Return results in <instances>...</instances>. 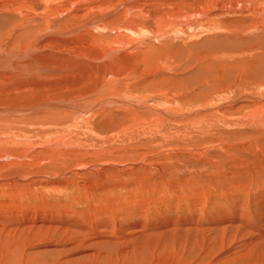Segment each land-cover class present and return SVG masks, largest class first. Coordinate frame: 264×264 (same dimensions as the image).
Returning a JSON list of instances; mask_svg holds the SVG:
<instances>
[{"label":"rangeland","instance_id":"obj_1","mask_svg":"<svg viewBox=\"0 0 264 264\" xmlns=\"http://www.w3.org/2000/svg\"><path fill=\"white\" fill-rule=\"evenodd\" d=\"M139 18L112 61L79 38ZM263 21L264 0H0V228L23 229L1 239L16 262L264 264V129L241 122L264 80L233 93L203 77L254 65L264 49L238 40ZM22 34L34 52L18 60ZM58 101L70 110L14 112Z\"/></svg>","mask_w":264,"mask_h":264},{"label":"bare ground","instance_id":"obj_2","mask_svg":"<svg viewBox=\"0 0 264 264\" xmlns=\"http://www.w3.org/2000/svg\"><path fill=\"white\" fill-rule=\"evenodd\" d=\"M254 1V0H253ZM258 3V2H257ZM140 6V5H139ZM257 6V5H256ZM259 6V5H258ZM128 8V7H127ZM244 9V8H243ZM128 10V9H127ZM262 10V9H261ZM167 11V10H166ZM165 11V12H166ZM170 11V10H169ZM246 11V10H244ZM75 12V11H74ZM76 16L78 18H81L83 15L82 13H79V11H76ZM164 12V13H165ZM247 12V11H246ZM261 12V11H260ZM214 13V12H213ZM244 13V12H243ZM142 14H146L150 19L154 20L155 17H156V12H152V13H148V12H145V13H142ZM160 14V13H159ZM211 14V13H210ZM217 14V13H216ZM215 14V15H216ZM241 14V13H240ZM252 14V13H251ZM260 14V13H258ZM133 15V14H132ZM168 15V13H167ZM263 15V14H262ZM73 16V15H72ZM75 16V15H74ZM73 16V17H74ZM131 16V15H129ZM183 16V15H182ZM192 16V15H191ZM236 16V15H235ZM251 16V15H250ZM40 19H46V15H44V12L39 16ZM174 17V16H173ZM257 17V16H256ZM68 18V17H67ZM101 18V17H100ZM141 18V17H140ZM137 19V20H132V19H129L127 21V23H122V25H113V24H106L104 21H106L105 19H101V20H93L91 22H88V24L86 23V26L84 25V28H82V31H80L79 33V38H82L85 43L89 40H93V39H97V45H98V49L103 53V57L105 58V60L107 61H112L111 59L114 57V56H118L120 54V52L122 51V48H126L125 50L127 51V49H130L132 47L133 49V46L131 45L132 42L136 43L135 38L134 36H142L141 33L143 31V27H142V24H143V21L145 20H141V19ZM164 18V17H163ZM209 18L211 21L213 16L212 15H209ZM73 19V18H72ZM145 19V18H144ZM218 19V18H217ZM48 20V19H47ZM159 20H162L161 18ZM166 20V19H165ZM241 20H244L243 18H241ZM201 21V20H200ZM230 21V20H229ZM256 21V20H255ZM66 22V20H65ZM158 22V20L156 21ZM174 22V21H173ZM182 22V21H181ZM233 22V21H232ZM235 22V21H234ZM245 22V21H244ZM247 22V21H246ZM254 22V21H253ZM252 22V24H253ZM264 22V21H263ZM209 23V22H207ZM250 23V21H249ZM257 23V22H256ZM49 24V23H48ZM162 24V23H161ZM192 24V23H191ZM264 24V23H262ZM35 25V24H34ZM37 25V24H36ZM50 25V24H49ZM164 25V24H162ZM213 25H215V23H213ZM217 25V24H216ZM215 25V27H217ZM259 25V24H257ZM161 26V25H160ZM212 26V25H210ZM254 26V24H253ZM260 26V25H259ZM189 27V26H188ZM213 27V26H212ZM261 27V26H260ZM256 28L255 27V30L254 31H258L260 34V38H257V39H253L252 37L251 38H243V40H238L240 42H244L243 44H247V42L249 44L251 43H254L256 42L257 40V43H258V46L259 48H262V50L264 49V25H262V27L260 28ZM30 28V27H29ZM32 28V27H31ZM34 28V27H33ZM218 28V27H217ZM224 28V27H223ZM49 29H53V34H60L61 35V32L58 30V25L56 24H52ZM30 31V29H29ZM252 31V30H250ZM31 33H34L33 31H30ZM45 33V32H44ZM49 33V32H48ZM75 33V32H74ZM215 33V32H214ZM29 34V32L27 33ZM24 35L22 34V38H23V43H24V46H25V50H23L22 48H20L22 51H24V53L21 55V56H16L15 55V59H23V58H28L34 51L32 50V47L33 46V42L35 41V38L34 37H31L29 35ZM51 34V33H50ZM63 34V33H62ZM31 35V34H30ZM130 35L133 36V38H129ZM253 35V34H252ZM34 36H35V33H34ZM70 37L72 36L73 38V35L70 34L69 35ZM75 36V35H74ZM157 37V36H156ZM245 37V36H244ZM255 37V36H254ZM258 37V36H257ZM37 38V37H36ZM135 38V39H134ZM142 38V37H140ZM242 38V37H241ZM18 39V38H17ZM40 39V38H39ZM132 39V40H131ZM149 39V38H148ZM151 39V38H150ZM14 40V39H13ZM65 40V39H64ZM76 40V39H75ZM80 40V39H79ZM142 40V39H141ZM248 40V41H247ZM254 40V41H253ZM18 41V40H16ZM20 41V40H19ZM22 41V40H21ZM43 41V40H42ZM57 41V40H56ZM62 40L60 39L59 42H61ZM253 41V42H252ZM80 42V41H79ZM147 41H145L146 43ZM95 43V42H94ZM138 43H141V42H138ZM19 44V42H18ZM22 44V43H21ZM41 44V43H40ZM63 44V43H62ZM80 44H83L82 42ZM148 44V42L146 43V45ZM211 44V43H210ZM85 45V44H83ZM92 45V44H91ZM137 45V43H136ZM140 45V44H139ZM35 46V45H34ZM50 46V45H49ZM62 46V45H61ZM129 46V47H128ZM216 46V45H215ZM252 46V44H251ZM21 47V46H20ZM36 47V46H35ZM34 47V48H35ZM86 47V46H85ZM88 47V46H87ZM141 47V46H140ZM217 47V46H216ZM225 47V46H224ZM1 48V47H0ZM37 48V47H36ZM35 48V49H36ZM97 48V47H96ZM137 48V46H136ZM210 48V47H209ZM67 49V48H66ZM131 49V51H133ZM219 49V48H218ZM223 50H226L228 52H230V49H232L231 47H225V48H222ZM16 50V49H15ZM93 50V49H92ZM135 50V49H134ZM66 51V50H65ZM210 51V50H209ZM264 51V50H263ZM221 52V51H220ZM57 53V52H56ZM94 53V52H92ZM223 53V52H222ZM226 53V52H225ZM45 54V53H44ZM81 54V53H80ZM80 54L78 57H80ZM63 55V54H61ZM70 55H73V54H70ZM95 55V54H94ZM136 55V52L134 55L131 56V59L136 62L139 66L140 64V60H139V54H138V58ZM88 56V55H87ZM122 56V55H121ZM135 56V57H134ZM38 57V56H36ZM40 57V56H39ZM62 57V56H60ZM74 57V56H73ZM97 57V56H95ZM120 57V56H119ZM63 58V57H62ZM87 58V57H86ZM94 58V57H93ZM115 58V57H114ZM225 58V57H224ZM75 60H77L76 58H74ZM73 59V60H74ZM91 59V57H90ZM98 59V58H97ZM99 59H102V57H100ZM110 59V60H109ZM118 59V61L120 60L119 58H116ZM131 59L129 62H131ZM242 59V58H241ZM63 60V59H62ZM231 60V58H230ZM233 60V59H232ZM248 60V59H247ZM65 61V59H64ZM93 61V60H92ZM96 61V60H95ZM115 61V60H114ZM195 61V60H194ZM234 63L236 64V60L234 59ZM239 61V59H238ZM237 61V62H238ZM31 62V61H29ZM68 62V61H67ZM74 62V61H73ZM77 65V61H75ZM13 63V62H12ZM71 64V61L69 62ZM102 63V62H101ZM118 63V62H117ZM135 63V64H136ZM201 63V62H200ZM233 62L229 63V66L225 65H220V63H217V69L218 71L220 72L221 76L219 75V77H217V75H215L214 72H211V73H208V74H205L203 77L205 78L207 75H209V78L208 79H211L210 83L212 84V86H217L216 83L217 81L215 80H219V87L222 88H228L232 89L233 93H238L239 91V87L241 88H246V89H249L251 88L253 85H255L257 82H262V79L264 80V53L263 54H259L256 58V62L254 65L252 66H248V67H244L243 64H237V65H232ZM86 64V63H85ZM131 64V63H130ZM161 64V63H160ZM159 64V65H160ZM223 64V63H222ZM225 64V63H224ZM177 65V64H176ZM7 66L9 67V65L7 64ZM38 66V65H37ZM126 66V65H125ZM143 66V65H142ZM198 66V65H197ZM202 66V65H201ZM216 66V65H215ZM5 67V66H3ZM42 67V66H41ZM2 68V67H1ZM7 68V67H6ZM40 68V67H39ZM46 68V67H45ZM45 68H41L39 69V72H46L47 70H45ZM139 68V67H138ZM211 68H215V67H211ZM3 69V68H2ZM1 69V70H2ZM16 69V68H15ZM76 69V68H75ZM117 69V68H116ZM156 69V68H154ZM209 69V68H208ZM217 69L215 68L216 72H217ZM122 70V69H121ZM128 70H130V74L129 75H133L134 73V67H133V64H131L128 68ZM150 70V69H148ZM3 71V70H2ZM5 71V69H4ZM8 71V70H6ZM147 71V70H146ZM163 71V70H162ZM209 71V70H207ZM136 72V71H135ZM161 72V71H160ZM201 72V71H200ZM10 73L13 74V75H17V74H21L19 71L17 70H10ZM37 72H33V73H29V71H26V74L29 75V74H36ZM52 73V72H51ZM203 73V72H201ZM207 73V72H206ZM23 74V73H22ZM40 74V73H39ZM10 74H0V79H3V78H6V81H9L11 77H6V76H9ZM12 75V76H13ZM50 75V74H49ZM135 75V74H134ZM196 75V74H195ZM203 75V74H202ZM23 76V75H22ZM48 76V75H47ZM51 76V75H50ZM49 76V77H50ZM59 77V76H58ZM211 77V78H210ZM34 78V77H33ZM43 78V77H42ZM194 78V77H193ZM203 78V79H204ZM207 79V80H208ZM43 80V79H41ZM55 80V79H54ZM188 80V79H187ZM186 80V81H187ZM234 80L236 83L239 84L238 88H235V83H233ZM144 81V80H143ZM68 82V81H67ZM183 82V81H182ZM55 83V82H53ZM185 83V82H184ZM206 84V83H205ZM237 86V85H236ZM209 87V86H207ZM10 89V88H9ZM193 89V88H192ZM254 90V89H253ZM209 91V90H208ZM130 93V92H129ZM12 95V94H11ZM200 95V94H199ZM42 96V95H41ZM11 98V97H9ZM243 98V97H242ZM241 98V99H242ZM246 98V97H245ZM252 100V99H251ZM255 100L256 102V108L250 112H248L246 114V116H244V118L241 119V122L242 124H254L255 126L257 127H261L263 126L262 128L264 129V102L260 101L261 99L257 98V99H253ZM187 101V100H186ZM16 102V101H15ZM48 106L47 108H51V109H68L70 110V105H66L64 103H61V102H49V103H45V104H38V105H35V106H32V107H29V108H26V109H19V110H16L14 111L16 114H19L21 115L22 112H26L28 110H33L35 108H43L44 107L46 108V106ZM74 107V106H73ZM45 110V109H44ZM241 110V109H240ZM74 111V110H73ZM76 111V110H75ZM0 112H5L4 109H0ZM36 112V111H35ZM38 112V111H37ZM113 112V111H112ZM214 113V112H213ZM209 117V116H208ZM200 121V120H199ZM198 121V122H199ZM247 126V125H246ZM257 133V132H256ZM82 143V142H81ZM58 147V146H57ZM246 168V167H245ZM244 168V169H245ZM241 169V168H240ZM259 173V172H258ZM261 174V173H260ZM239 175V174H238ZM263 177V176H262ZM215 179V178H214ZM224 179V178H223ZM251 180V179H250ZM264 181V180H263ZM222 183V182H221ZM226 183V182H225ZM256 187V186H255ZM240 192V191H239ZM238 192V193H239ZM246 195V194H245ZM264 212V210H263ZM240 216V214H239ZM250 216V215H249ZM251 217V216H250ZM245 218V217H244ZM190 221V220H189ZM8 224V223H7ZM262 224V223H261ZM261 224L259 226H261ZM187 226V225H186ZM25 229V228H24ZM247 229V228H246ZM20 230H23L22 227H19V226H13V227H9V228H4V226L2 228H0V264H18V262H16V258L14 257V254L17 252V248L14 247L12 244L8 243L7 241H2L1 239L3 238V236H11L12 234H16L17 232L19 233ZM224 230V229H223ZM262 230V229H261ZM185 231V230H184ZM214 231V230H213ZM212 231V232H213ZM219 231V230H218ZM8 232V233H7ZM21 232V231H20ZM161 232V231H160ZM163 232V230H162ZM161 232V233H162ZM263 232H264V228H263ZM7 233L6 235H1V234H5ZM167 233V232H166ZM235 233V232H234ZM242 233V231H241ZM259 233H261L259 231ZM150 234V233H149ZM245 234V233H244ZM157 235V234H156ZM158 236V235H157ZM179 236V235H178ZM143 237V236H142ZM259 237V236H258ZM13 238V237H11ZM144 238V237H143ZM4 239V238H3ZM149 238H147L148 240ZM99 241V240H98ZM109 241V240H107ZM158 241V240H157ZM161 241V240H160ZM111 242V241H110ZM117 242V240H116ZM260 242V241H259ZM108 243V242H107ZM258 244V242H256ZM262 243V242H261ZM104 244H105V241H104ZM11 245L13 247V251L10 252L9 249L11 248ZM104 246V245H103ZM132 246V245H131ZM258 246V245H257ZM258 247H261V246H258ZM264 247V245H263ZM148 248V247H147ZM149 249V248H148ZM262 249V248H261ZM254 250V249H253ZM260 250V249H259ZM258 250V251H259ZM145 251V250H144ZM150 251V250H149ZM257 251V252H258ZM154 252V251H153ZM205 252V251H204ZM131 253V252H130ZM246 253V252H245ZM258 253H263L262 251H259ZM124 254V253H123ZM205 254V253H204ZM148 255V254H147ZM147 255L144 257L145 259H147ZM151 256V254H149ZM150 256L148 258H150ZM90 262V261H89ZM117 262V261H116ZM115 262V263H116ZM113 263V262H112ZM112 263H109V264H112ZM96 264V263H95ZM124 264V263H123Z\"/></svg>","mask_w":264,"mask_h":264}]
</instances>
